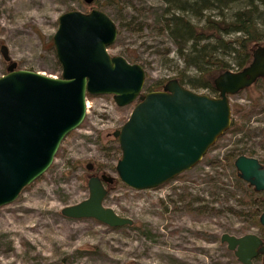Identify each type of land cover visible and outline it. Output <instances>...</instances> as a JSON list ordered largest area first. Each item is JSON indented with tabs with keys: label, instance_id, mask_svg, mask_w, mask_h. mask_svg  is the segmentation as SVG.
Segmentation results:
<instances>
[{
	"label": "rangeland",
	"instance_id": "1",
	"mask_svg": "<svg viewBox=\"0 0 264 264\" xmlns=\"http://www.w3.org/2000/svg\"><path fill=\"white\" fill-rule=\"evenodd\" d=\"M160 5V0H0V44L6 45L17 68L57 76L60 65L51 34L58 14L98 8L116 27L107 52L140 64L145 73L141 91H146V86L176 72L164 59L175 58L174 46L153 22V10ZM258 27L264 35V24ZM5 65L0 54V75ZM254 85L260 98L253 107L243 89L228 95L230 105L244 107L241 132L222 133L193 166L144 189L119 183L114 170L120 150L111 132L134 102L117 105L110 94L86 99L82 120L62 138L48 167L12 201L0 205V264H238L219 234L253 232L264 240V229L248 224L247 215L240 213L247 207L229 196L233 192L241 197V192L233 186L231 167L223 157L233 147H250L253 156L264 160V78L249 85L248 94H256ZM93 161L101 163L100 170L93 169ZM101 172L114 179L106 185L103 204L129 217L130 224L111 227L59 213L63 205L84 198L87 177ZM252 264H264V258L255 256Z\"/></svg>",
	"mask_w": 264,
	"mask_h": 264
},
{
	"label": "water",
	"instance_id": "2",
	"mask_svg": "<svg viewBox=\"0 0 264 264\" xmlns=\"http://www.w3.org/2000/svg\"><path fill=\"white\" fill-rule=\"evenodd\" d=\"M115 35L113 20L98 8L59 13L51 34L60 65L57 76L17 68L6 45L0 44L6 62L0 75V205L12 201L48 167L62 138L82 120L86 93L110 94L117 105L134 102L111 132L120 150L114 170L124 185L144 189L193 166L230 124L228 95L264 78L262 42L251 48L250 59L241 68L224 69L212 77L216 95L193 91L174 77L160 89L141 91L142 66L106 50ZM232 164L236 175L261 191L264 199V165L246 154L236 155ZM91 166L85 164L87 169ZM113 180L104 172L89 175L87 195L63 205L59 213L93 218L111 227L130 224L129 217L103 204L106 185ZM258 222L264 227V207ZM219 240L238 264H252L256 255L264 254V240L253 232H221Z\"/></svg>",
	"mask_w": 264,
	"mask_h": 264
},
{
	"label": "trees",
	"instance_id": "3",
	"mask_svg": "<svg viewBox=\"0 0 264 264\" xmlns=\"http://www.w3.org/2000/svg\"><path fill=\"white\" fill-rule=\"evenodd\" d=\"M115 1L118 0H106V3ZM160 1L161 5L153 10V22L157 30L163 32L173 44L175 56L164 59L174 65L176 72L172 77L182 85L187 84L191 89H206L210 92L209 95H216L212 77L231 66L235 69L241 68L250 59L252 44L259 40L264 41V35L260 33L258 27V23L264 24V0ZM176 59L182 63V68H177ZM188 70H192L193 74L189 75ZM166 79L161 78L158 82H153L146 86V90L159 88V83ZM259 82H262V77L254 81ZM254 88L256 89L254 95L247 93V87L243 88L251 107L257 105L260 98L259 86L254 85ZM91 96L93 95L86 93V99ZM243 108V105L237 103L230 105L231 120L224 132L237 133L245 128V124L241 122L245 112L242 111ZM213 144L214 142L209 148ZM253 153L254 150L250 147H233L223 158L231 167L233 186L241 192V197L236 198L233 192H229V196H233L243 207H247L240 210V213L247 215L248 224L264 229L258 222V215L264 207L263 194L240 179L232 164L236 155ZM258 160L261 163L264 161L263 158ZM92 164L94 170L101 169L100 162L93 161ZM116 180L119 182L118 178Z\"/></svg>",
	"mask_w": 264,
	"mask_h": 264
},
{
	"label": "flooded vegetation",
	"instance_id": "4",
	"mask_svg": "<svg viewBox=\"0 0 264 264\" xmlns=\"http://www.w3.org/2000/svg\"><path fill=\"white\" fill-rule=\"evenodd\" d=\"M251 48H252V47H250V50H251ZM262 78H263V77H262ZM161 86H162V85H161ZM160 88H161V87H160ZM260 192H261V191H260ZM258 255H260L261 258H262V257L264 258V254L260 253V254H258ZM258 255H256V256H258Z\"/></svg>",
	"mask_w": 264,
	"mask_h": 264
}]
</instances>
